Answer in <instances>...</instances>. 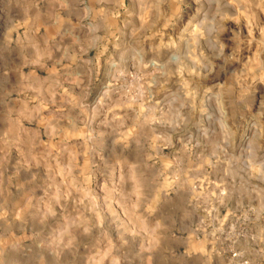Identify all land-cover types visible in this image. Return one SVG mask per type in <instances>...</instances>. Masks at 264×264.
<instances>
[{
  "label": "clouds",
  "instance_id": "9594fccd",
  "mask_svg": "<svg viewBox=\"0 0 264 264\" xmlns=\"http://www.w3.org/2000/svg\"><path fill=\"white\" fill-rule=\"evenodd\" d=\"M0 264H264V0H0Z\"/></svg>",
  "mask_w": 264,
  "mask_h": 264
}]
</instances>
